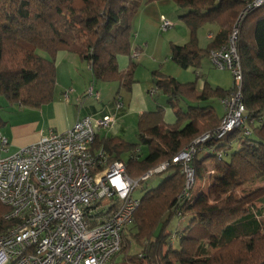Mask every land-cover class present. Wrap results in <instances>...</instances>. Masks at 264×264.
I'll return each mask as SVG.
<instances>
[{
    "label": "trees",
    "instance_id": "obj_1",
    "mask_svg": "<svg viewBox=\"0 0 264 264\" xmlns=\"http://www.w3.org/2000/svg\"><path fill=\"white\" fill-rule=\"evenodd\" d=\"M152 1L0 0V98L25 108L50 103L57 85L55 56L61 50L75 54L87 65L94 84L115 80L129 89L138 63L130 53L141 50L138 46L132 49L131 20L143 3ZM172 1L187 10L179 19L189 29V40L182 45L171 44V58L180 67L195 71L209 52L228 44L236 26L235 21L231 26L233 15L242 14L253 2ZM206 23L216 24L218 30L201 47L196 33ZM235 36L243 72L245 124L197 145L189 163L196 179L207 171L200 155L213 162L218 182L224 181L227 172L233 174L232 181L222 184V197L214 203L197 208V201L189 197L192 190L185 195L183 164L172 162V158L200 135L215 136L223 116L219 117L211 105L187 103L185 111L180 105L190 100L221 101L232 88L226 90L204 81L199 89L193 82L182 84L173 76L154 72L155 87L150 91L167 94L174 122L166 123L163 109L158 107L139 114L137 143L118 136H96L94 146L103 148L109 160H122L129 153L124 162L126 174L132 178L168 162L160 172H166L165 179L138 198L131 226L122 232L120 252L109 264H264V199L260 200L262 207L239 206L236 195L239 185L264 178V134L260 133L264 127V4L242 16ZM122 55L131 58L121 69L117 59ZM197 75L202 77L199 71ZM3 123L0 117V126ZM190 125L194 130L186 134ZM162 126L178 137L172 147L148 134ZM140 145L148 151L142 157ZM6 211L0 204V228L8 225L2 219ZM174 218L178 226L169 230ZM180 222L186 224L181 226ZM175 240L177 246L173 245ZM116 258L120 260L116 262Z\"/></svg>",
    "mask_w": 264,
    "mask_h": 264
},
{
    "label": "built area",
    "instance_id": "obj_2",
    "mask_svg": "<svg viewBox=\"0 0 264 264\" xmlns=\"http://www.w3.org/2000/svg\"><path fill=\"white\" fill-rule=\"evenodd\" d=\"M264 0H253L242 16ZM171 22L162 17V29ZM236 36L228 44L210 52V62L232 74V91L223 97V118L215 136L220 138L245 124L242 97L243 72L235 48ZM137 58L138 52H131ZM71 89H65L64 98ZM86 93L99 97L91 84ZM151 90L150 94H154ZM118 107L122 103L116 102ZM116 116H84L63 132L49 131L0 158V204L7 211L0 228V264H109L118 254L122 232L131 226L139 199L134 195L141 181L163 172L168 162L132 178L123 160H109L101 147H95L97 132L110 128ZM8 140L0 133V150ZM192 144L172 162H182L185 174L194 156ZM185 195L188 194L185 192Z\"/></svg>",
    "mask_w": 264,
    "mask_h": 264
},
{
    "label": "rangeland",
    "instance_id": "obj_3",
    "mask_svg": "<svg viewBox=\"0 0 264 264\" xmlns=\"http://www.w3.org/2000/svg\"><path fill=\"white\" fill-rule=\"evenodd\" d=\"M186 11L187 10H184L181 7L179 8L178 5L172 0H155L152 2L143 3V5L134 14L131 20V29H133V35L131 37L132 49L134 43L136 42V39H138L139 45L142 47V50L140 51H131L133 53L135 51L139 53L137 58H134L138 61V63L134 67L135 70L133 78L135 81L131 84L129 89L124 86H119L118 81L115 80L98 81V86H101L100 91L98 90L101 94L99 99L96 100L92 97L89 98L91 102H94L96 104L99 100L105 101L107 99H111L117 93V96L121 98V103H123V106H125L126 112L118 123H115L112 127L108 128L111 129L109 132L110 135L116 133L118 131L119 125H121V128L125 131L123 136L124 139L132 143H137L135 134L137 133V119L139 117V114L143 111L155 110L158 107L163 109L164 121L166 123L170 124L174 122L175 114L169 107V103L167 101V94L163 90H157V93L154 95L150 94V89H153L155 87L153 82L154 72H161L165 75L171 77L173 76L176 81L182 84H184L185 82H193L196 84V87L202 84L203 80H207V83L212 86L223 87L226 90H229L233 87L232 74L227 69L218 70L217 68H215L212 62H210V52L208 54L209 59H207L206 57L203 58V63L201 64V67L198 68L196 71L193 68H182L172 60L170 52L171 44L182 45L183 43L189 40V29L184 24V22L179 19V15ZM162 17H165V19L171 22L169 28L164 30L161 28ZM241 19L242 14L233 15L231 26L233 25L232 23L234 21L236 26L232 34H236L238 22H240ZM206 24L210 26H216L218 30V26L216 24ZM206 24H204L203 27L206 26ZM205 35L206 32L204 33V38L207 41H210V38H206ZM196 36L198 38V41L201 43L204 38H202L199 29L196 33ZM42 54L46 56L45 53ZM59 54L60 52H58V54L55 56V70L56 67L57 70H60L62 64H65L67 67L70 68V60L64 58L62 59L64 61L63 63ZM130 58L131 57L128 55L119 56L117 59L118 67H120L121 69L125 68L129 63ZM78 59L79 63L77 66H79L81 70L77 71L75 68L73 69L76 70V74H81H77V76L81 77H76L75 79L76 85L74 86V93H70L69 95L70 101L68 103H65V99L62 98L59 94V89L55 88V91L53 93V98L55 100L52 99L55 102L53 103L52 101H50V103L45 104L51 105L44 109L46 110V113H44L41 118L9 121L13 124H27L16 128V131L20 133L19 136H17L16 140L24 141V138H32L35 134H39V132L47 133L48 131L52 130L63 132L65 129H67L69 122L73 119V117L79 110V106H74L75 93L84 96L83 88L86 82H88V71L84 64H82L79 57ZM200 70H202V77H199L197 75V72ZM91 84L93 85V82H90L88 87ZM94 88H96V86ZM82 99H86V96H84ZM187 103L201 106L211 105L213 110L216 111L219 117L223 116L222 104L218 100L210 99L206 101L197 102L194 100H190L187 102H182L180 105L182 110L185 111L187 109ZM19 110L20 106L17 103L10 104L3 97L0 98V117L2 119L6 120V117L8 116H12L14 118V114ZM11 128L12 127H10L9 129ZM193 130L194 125H190L185 133L187 134L189 132H192ZM106 131L101 130L100 133H105ZM260 133L264 134V127H262ZM148 134H152L153 136L158 138L162 144H165L168 147H172L178 138L176 134L172 135L170 133H167L163 126L157 128L156 130H150ZM205 134L206 133L200 135L198 138H196L190 143L195 149V152L197 149L196 146L200 143L205 142V140L201 139V137ZM121 135L122 134H120L119 136ZM235 136L236 134L234 135V137ZM13 139L14 137L12 136L8 139L6 150H0V158L12 155L18 150L19 146L15 145L16 141L15 139ZM190 144H188V146H190ZM188 146L185 147L183 151H185ZM146 153H148L147 148L144 145H140L139 157L144 156ZM203 153L204 152H202V154ZM206 154H208V152ZM199 158L200 160H202L201 165H204L207 171L201 172L203 173V176L199 179H196L193 170H191L190 174L187 173L186 188L188 191L192 190L189 197L192 198L194 201H197V208L200 209L214 203L217 199L222 197V184L226 181H232L233 174L231 172H227L224 176V181H219V183L216 178L217 169L212 166L213 162L209 158H207V156L200 155ZM122 160L126 161L127 157L123 156ZM166 176V172L161 174H154L150 179L145 182H141L139 186L136 187L137 189L135 190L134 195L137 198H140L146 190L158 185L163 179H165ZM236 195L239 206L242 205L254 208L262 207L260 200L264 199V178L256 180L255 182L239 185L238 187H236ZM180 223L181 226L186 224L185 222ZM177 226V219L174 218L171 221L169 230H173ZM173 245L177 246L176 240L173 242ZM119 260L120 258H116V262H118Z\"/></svg>",
    "mask_w": 264,
    "mask_h": 264
},
{
    "label": "crops",
    "instance_id": "obj_4",
    "mask_svg": "<svg viewBox=\"0 0 264 264\" xmlns=\"http://www.w3.org/2000/svg\"><path fill=\"white\" fill-rule=\"evenodd\" d=\"M199 30H200V33H201L202 38H204V33L206 32L205 37L206 38H210V40H211V39H213V36L217 32V27L216 26H210V25H207L206 24V26L200 28ZM135 41L136 42L134 43L133 47L138 46L142 50V47L139 45L138 39H136ZM208 42L209 41H207L204 38L201 43L199 42V45L201 47H204L205 45H207ZM59 56H60L61 61L63 63H64V61L62 59L66 58L67 60H70V64H71L70 65L71 66L70 68L67 67L65 64H62L63 66L61 65V69H60L61 71L60 70H57V67H56V82H57L56 88L59 89L60 96L62 98H64L62 92L65 89H71L72 91L70 93L71 94L74 93V86L76 85L75 79H76V77H81V76H77V74L78 75H81V74H79V73L76 74L75 71L76 70L77 71H80L81 69H80L79 66H77L78 63H79V59H78V57H76L75 54H73V53L71 54V53H68V52L60 51ZM206 58L209 59L208 55H207ZM82 64H84V63L82 62ZM76 66H77V68H76ZM84 66L86 67V69L88 71V79H87L88 82H86V84L84 85V88H83V93H84V96H86V99L83 100L82 98L84 96H82L81 94H80L81 95L80 96L79 94H76L75 93V96H74V98H75L74 106H76V105L79 106V110L76 113V115L73 117V119L69 122V125H68L67 128L71 127L81 117L88 116V115L91 116V117H94V118H100L103 115H114V116H116V122L115 123H118L119 120L123 117V115L126 112V108H125V106H123V103H122V106L121 107H118L117 104H116V102L118 100L121 102V98L119 96H117L118 95V93H117L111 99H107L105 101H101V100L97 101V104L94 103V102H91L89 100V98L90 97L95 98V97L94 96H91V95H89V94L86 93V90H87V87H88L89 83L92 82V80H91L92 79V77H91V71L87 67L86 64H84ZM73 68H75L76 70L73 69ZM199 73H200V75H202L201 74L202 73V70H200ZM205 81H207V80H205ZM203 82H204V80L202 81V84H200L198 86L199 89L202 88ZM93 85H94L93 87L96 86L97 89L94 88L96 91H98V90L100 91V89H101V86L100 85L98 86L97 83H95V84L93 83ZM100 95L101 94L99 92V97H100ZM99 97L98 98H95V99L97 100V99H99ZM64 99H65V103H68L70 101V98L69 97L68 98H64ZM54 100H52L53 103L55 102ZM49 105H51V104H49ZM49 105H43V106H41L39 108H29V107H26L25 108V107H21L20 106V110L14 114V118L12 116H8V117H6V120L5 119H2L4 121V123H3L2 126H0V133L3 134L7 138V140L9 138H11V136L14 137V139L16 141L15 142V145H18L19 146L18 149L21 148V147H23V146L28 145L29 143H33V142L37 141L40 138V136L49 133V131L47 133H45V132H39V134H35L32 138H28V139L27 138H24V141L23 140H20L19 141V140H16V139H17V136H19L20 133H18L16 131V128L19 127V126L27 125V124H16V123L13 124L12 122H9V121L27 120V119H39V118L42 117V115H44V113H46V110H44V109L46 107H48ZM222 110H223V107H222ZM6 121H8V122H6ZM10 127H12V128L9 129ZM101 130H103V131H106L107 130V131L105 133H100ZM110 130L111 129H108V128H101V129L98 130L97 135L99 137H101L102 135L111 136V137L118 136V137H121L123 140H125L124 137H123L125 131L121 128V125H119L118 131L116 133H113V134L110 135L109 134ZM120 134H122V135L119 136ZM128 154L129 153L127 152L123 156H126L127 157Z\"/></svg>",
    "mask_w": 264,
    "mask_h": 264
}]
</instances>
